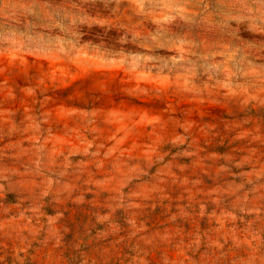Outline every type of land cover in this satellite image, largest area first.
<instances>
[{
  "label": "rangeland",
  "instance_id": "374dc122",
  "mask_svg": "<svg viewBox=\"0 0 264 264\" xmlns=\"http://www.w3.org/2000/svg\"><path fill=\"white\" fill-rule=\"evenodd\" d=\"M0 264H264V0H0Z\"/></svg>",
  "mask_w": 264,
  "mask_h": 264
}]
</instances>
